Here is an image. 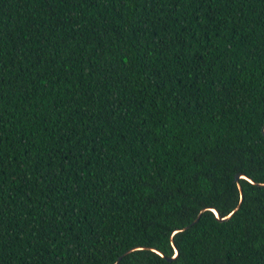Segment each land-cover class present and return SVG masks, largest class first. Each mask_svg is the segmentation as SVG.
I'll list each match as a JSON object with an SVG mask.
<instances>
[{
	"label": "trees",
	"instance_id": "obj_1",
	"mask_svg": "<svg viewBox=\"0 0 264 264\" xmlns=\"http://www.w3.org/2000/svg\"><path fill=\"white\" fill-rule=\"evenodd\" d=\"M131 248L264 264V0H0V264Z\"/></svg>",
	"mask_w": 264,
	"mask_h": 264
},
{
	"label": "water",
	"instance_id": "obj_2",
	"mask_svg": "<svg viewBox=\"0 0 264 264\" xmlns=\"http://www.w3.org/2000/svg\"><path fill=\"white\" fill-rule=\"evenodd\" d=\"M239 177H241V176H240V175H236V176H235V180L238 181V178H239ZM243 177L245 178V176H243ZM247 180L251 181L249 178H247ZM239 189H240V191H241V188H240V187H239ZM241 198H242V197H241ZM239 206H240V203L235 207V210L238 209ZM211 210L214 211L216 217H217L218 219H220V220H224V219L228 218V217L231 215V214H229L227 217L219 218L217 211H216L215 209H211ZM199 217H200V214H198V215L196 216V218H195L190 224L186 225L183 229H186V228H188L190 225H192V224H194L195 222H197V220L199 219ZM132 250H133V248H131V249L125 251L121 256H119V257L117 258L115 264L118 263V262L120 261V259L122 258V256H124L125 254H127L128 252H130V251H132ZM175 252H176V254H177V250H175ZM171 259H172V258H168V260H171Z\"/></svg>",
	"mask_w": 264,
	"mask_h": 264
},
{
	"label": "snow or ice",
	"instance_id": "obj_3",
	"mask_svg": "<svg viewBox=\"0 0 264 264\" xmlns=\"http://www.w3.org/2000/svg\"><path fill=\"white\" fill-rule=\"evenodd\" d=\"M245 179H247V177H245ZM177 255H179V253H177Z\"/></svg>",
	"mask_w": 264,
	"mask_h": 264
}]
</instances>
